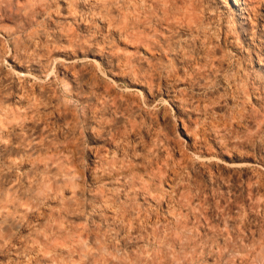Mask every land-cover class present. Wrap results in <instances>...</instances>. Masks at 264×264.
Returning a JSON list of instances; mask_svg holds the SVG:
<instances>
[{
	"label": "rangeland",
	"instance_id": "1",
	"mask_svg": "<svg viewBox=\"0 0 264 264\" xmlns=\"http://www.w3.org/2000/svg\"><path fill=\"white\" fill-rule=\"evenodd\" d=\"M0 264H264V0H0Z\"/></svg>",
	"mask_w": 264,
	"mask_h": 264
}]
</instances>
